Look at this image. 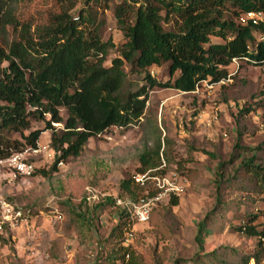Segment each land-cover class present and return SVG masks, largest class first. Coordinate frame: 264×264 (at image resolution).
I'll return each instance as SVG.
<instances>
[{"label": "rangeland", "instance_id": "1", "mask_svg": "<svg viewBox=\"0 0 264 264\" xmlns=\"http://www.w3.org/2000/svg\"><path fill=\"white\" fill-rule=\"evenodd\" d=\"M122 1L99 0L92 5L101 22L102 39H111L115 46L122 32L114 9ZM82 5L78 2L74 13ZM227 8L237 21L248 18L243 13L236 18L233 7ZM59 9L58 0H20L17 15L43 24ZM114 50H109L106 66L117 55ZM124 69L129 87L145 84L144 72L130 70L129 65ZM148 72L159 82L176 76L170 77L168 62L152 65ZM228 72H233L229 79L201 81L192 92L153 87L138 122L111 126L90 137L79 156L57 163L48 176L38 170L47 171L55 153L49 145L50 131H42L37 142L40 150L28 156L34 173L12 177L2 171L0 175V201L21 211L19 222L0 232V264H100L107 254L105 237L118 220L113 199L128 198L119 182L139 171L140 154L153 151L158 140L159 159L162 156L167 170L183 178V192L175 205L169 199L159 203L151 221L135 225L125 244L144 264H174L177 258L191 259L214 250L220 255L218 264H264V246H258L255 236L235 229L249 224L252 215L257 216L252 224H264V204L254 180L238 166L245 156L234 151L240 136L241 146L253 148L255 163L264 162V153L255 149L264 141V70L240 60L231 62ZM60 111L66 117L65 110ZM43 125L34 121L29 130ZM10 137L23 142L17 133ZM233 152L237 156L223 167L217 188V164L229 162ZM98 200L109 203L97 216L92 211ZM201 223L205 227L200 231Z\"/></svg>", "mask_w": 264, "mask_h": 264}, {"label": "trees", "instance_id": "2", "mask_svg": "<svg viewBox=\"0 0 264 264\" xmlns=\"http://www.w3.org/2000/svg\"><path fill=\"white\" fill-rule=\"evenodd\" d=\"M19 1L0 0V158L25 147L36 148L40 133L49 130V145L55 155L47 171L38 170L44 176L56 171L57 163L79 156L90 137L111 126L126 127L138 122L145 114L153 87L192 92L203 80L217 83L226 78L233 58L260 68L264 64V0H123L114 9L122 32L116 46L111 39L101 37V22L92 6L99 0H58L59 11L43 24L19 19ZM78 2L83 5L74 13ZM228 5L233 7L236 18L249 11L259 12L262 17L237 21L228 14ZM211 37L222 41L212 42ZM111 48L117 55L106 66ZM164 62H168L170 77L176 76L159 82L150 76L148 68ZM125 65L144 72L145 84L129 87ZM34 121L43 122V127L29 130ZM11 133L19 134L23 142L11 139ZM239 138L234 151L245 157L238 166L254 180L264 204V162L255 163L253 148L241 146ZM160 148L158 140L153 151L140 154L139 171L159 165ZM255 149L264 153V141ZM236 156L233 152L229 162L217 164V188L223 167ZM119 188L131 199L141 194L132 176L121 179ZM169 200L170 205H175L178 199L172 196ZM108 203L96 201L92 213L98 216ZM117 207L118 220L105 237L107 254L100 264H144L124 244L125 232L132 222L126 209ZM256 218L250 216L249 224L235 229L255 236L261 248L264 224H252ZM204 227L201 223L198 230ZM217 260L220 255L214 250L191 259L177 258L174 264H218Z\"/></svg>", "mask_w": 264, "mask_h": 264}, {"label": "built area", "instance_id": "3", "mask_svg": "<svg viewBox=\"0 0 264 264\" xmlns=\"http://www.w3.org/2000/svg\"><path fill=\"white\" fill-rule=\"evenodd\" d=\"M245 14L252 19L262 17L259 12L249 11ZM232 62L237 63V59L233 58ZM261 69L264 70V64ZM232 74L233 72H228L226 78L219 82L229 79ZM203 81L206 82V80ZM39 150L38 145L36 148L25 147L20 151L11 152L7 157L0 158V175L2 171L12 177L31 175L35 167L33 162L29 161L28 156L37 153ZM132 179L141 188V194L136 199H122L120 197L115 199V204L126 209L132 222L130 229L125 232L124 244L132 237L135 225L147 224L151 211L159 203L167 201L172 196H179L184 187L183 178L176 172L167 170L166 161L162 156L158 166L138 171L132 175ZM87 189L88 192L92 191L90 188ZM20 218V210H15L10 203L4 200L0 201V232L7 226H15Z\"/></svg>", "mask_w": 264, "mask_h": 264}]
</instances>
